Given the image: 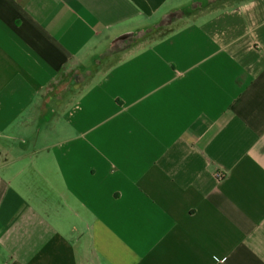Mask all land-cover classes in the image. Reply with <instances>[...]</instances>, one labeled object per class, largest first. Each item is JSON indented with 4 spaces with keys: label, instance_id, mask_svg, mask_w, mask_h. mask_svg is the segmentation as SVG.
<instances>
[{
    "label": "crops",
    "instance_id": "0c3cea01",
    "mask_svg": "<svg viewBox=\"0 0 264 264\" xmlns=\"http://www.w3.org/2000/svg\"><path fill=\"white\" fill-rule=\"evenodd\" d=\"M0 264H264V0H0Z\"/></svg>",
    "mask_w": 264,
    "mask_h": 264
},
{
    "label": "rangeland",
    "instance_id": "374dc122",
    "mask_svg": "<svg viewBox=\"0 0 264 264\" xmlns=\"http://www.w3.org/2000/svg\"><path fill=\"white\" fill-rule=\"evenodd\" d=\"M64 89H65V86L62 85L61 87H57V88L55 87L54 89H50V91H49L48 93L53 97L54 94H56V93H60V92H62Z\"/></svg>",
    "mask_w": 264,
    "mask_h": 264
},
{
    "label": "built area",
    "instance_id": "2783aa9c",
    "mask_svg": "<svg viewBox=\"0 0 264 264\" xmlns=\"http://www.w3.org/2000/svg\"><path fill=\"white\" fill-rule=\"evenodd\" d=\"M220 176V175H219Z\"/></svg>",
    "mask_w": 264,
    "mask_h": 264
}]
</instances>
